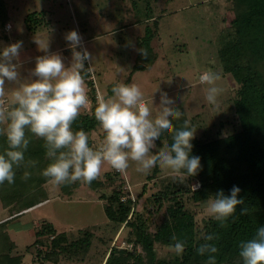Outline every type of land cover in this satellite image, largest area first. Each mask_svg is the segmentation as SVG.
<instances>
[{
  "label": "rangeland",
  "instance_id": "1",
  "mask_svg": "<svg viewBox=\"0 0 264 264\" xmlns=\"http://www.w3.org/2000/svg\"><path fill=\"white\" fill-rule=\"evenodd\" d=\"M7 1L6 17L13 24V28L7 31L5 26H0V54L5 47L22 42L19 58L13 61L19 65L20 83L37 79L31 75L37 57L29 58L30 56L26 55L25 59H22L20 56V52L27 51L26 47L29 45L32 47L35 44L38 56L60 54L65 66L70 67L72 49L65 37L75 30L81 40H85L84 47L92 56V62L89 64L95 70L96 84L101 94L112 95L111 87L119 82L136 83L155 115L160 105L161 92H166L174 99L175 107L182 113L186 111L189 118L195 117L196 131L201 136L209 137L208 128L214 122L225 119L228 123V120H232L235 114L232 97L237 84L225 72L220 56L224 32L234 18L230 0ZM115 7L120 12L119 15H114ZM129 8H139L142 12L138 9L141 14L136 16L128 10ZM43 9L49 10V24L40 26L35 31L30 30L26 22L27 15ZM146 12L157 17L159 22L158 37L152 43L157 55L153 62H149L150 55L146 58L139 55V40L146 29L143 30L139 25H130L138 18L146 17V14L143 15ZM152 22L154 23V20ZM120 27L122 29H111ZM44 47L46 51L42 49ZM81 47L76 50L82 51ZM138 63L146 67L136 69ZM209 69L221 76L215 85L222 89L218 97L219 109L206 102L208 85L199 82V76ZM85 81L87 84L88 80ZM16 87V82L5 81L6 103H10L11 91ZM87 88L89 89L88 85ZM89 101L88 107L81 110H90V96ZM226 127L229 129V124H226ZM102 133L101 127L91 131L93 144L103 141ZM153 152H156L155 149ZM136 167L135 162L130 161L129 168L125 171L127 184L130 183L135 196L136 193L143 192L144 195L138 198L137 209L146 217L150 209L154 211L150 220L151 230H154L156 224L165 217L169 203L165 199L163 207L158 209L147 197L153 198L157 190L164 187L166 177L172 174L160 168L158 174L153 177L155 167L147 173L137 172ZM112 170L109 164L102 165L98 178H102L105 184L101 189L92 188L88 183L81 181L80 186L75 188L71 195L67 194L62 185L47 182L48 199L12 218L9 231L17 243L16 249L25 252V264H104L113 246H119L128 239L130 228L112 221L106 212L107 198L103 194H111L120 183V179L111 182L105 176L106 172ZM205 202L195 205L189 202V206L198 214L201 224L210 217L205 210ZM12 212L13 208L6 207L0 198V221L12 217ZM43 220L53 222L58 231L67 232L70 239L79 238L86 230L93 232L94 237L88 252L75 256L73 260L63 257L60 263L43 260L38 250L46 249V245L41 247L42 245L33 244L37 239L36 230ZM29 245L32 246L28 248ZM156 248L161 257L173 253L169 245L157 243Z\"/></svg>",
  "mask_w": 264,
  "mask_h": 264
},
{
  "label": "trees",
  "instance_id": "2",
  "mask_svg": "<svg viewBox=\"0 0 264 264\" xmlns=\"http://www.w3.org/2000/svg\"><path fill=\"white\" fill-rule=\"evenodd\" d=\"M230 3L234 18L224 32L220 56L225 72L237 84L232 97L235 114L228 123L225 119L214 122L208 128L209 137L195 132L190 155L201 158V169L197 175L185 177L183 182L173 175L166 177L164 187L157 190L153 198L147 197L158 209L163 207L165 199L169 203L165 217L156 224L154 230L150 227L154 211L150 209L146 217L137 209L138 198L144 195L143 192L136 193L135 199L122 200V195L127 192L126 175L115 169L105 173L111 182L120 179L111 194H103L107 198V215L112 221L130 228L127 241L134 246H113L104 264H206L207 256H200L196 249L205 242L202 237L208 234L218 237L209 242L218 248L215 254L217 264H243L239 256L240 242L252 238L257 229L264 227V0H230ZM7 10L8 1L0 0V26H6L9 22ZM47 14L45 9L30 12L26 17L28 28L35 31L40 26H47L50 21ZM158 27L156 17L154 23L151 21L147 24L145 34L139 40V55L143 56L142 50H146L147 57L150 55L151 58L149 62L157 57L152 43L157 40ZM138 64L136 69L146 67ZM84 68L87 72L86 63ZM88 76L85 79L88 80L92 106L88 111L81 110L73 124V130H85L91 146L93 141L90 133L100 126L94 118L97 91ZM182 116L180 120L173 121L175 128H180L188 118L197 130L195 117L189 118L186 111ZM226 124H229V129ZM27 138L30 143L25 152V162L14 168V183L8 184L5 181L0 185L1 200L6 207L13 208L12 217L0 221V264H25V252L16 249L17 243L10 234L9 222L48 199L46 183L49 180L42 172L50 160L46 157L44 141L30 132L27 133ZM172 142L170 133L162 134L156 141L155 151ZM6 148V137L0 135V153ZM32 161L35 162L34 165ZM154 169L153 177L158 174L160 167L156 166ZM25 172L30 173L27 179L24 178ZM196 181H200L201 186L194 191L192 185ZM80 184L81 181H77L62 187L71 195ZM104 184L105 181L98 178L89 186L101 189ZM234 185L241 189L238 198L245 201L244 205L237 206L235 216L230 217L223 226L211 216L201 224L189 202L195 205L206 201L220 190L225 195H230ZM244 207L249 208L248 215H240V210ZM173 234L178 240L186 242L184 253L176 255L173 252L170 256H159L156 244H174L171 239ZM36 236L33 244L42 245L41 247L46 245V249L38 250L39 256L53 263H60L63 257L73 260L75 256L86 254L94 237L93 232L86 230L79 238L70 239L67 232L58 231L54 223L48 220L42 221L36 230ZM30 246L32 245L28 248Z\"/></svg>",
  "mask_w": 264,
  "mask_h": 264
},
{
  "label": "clouds",
  "instance_id": "3",
  "mask_svg": "<svg viewBox=\"0 0 264 264\" xmlns=\"http://www.w3.org/2000/svg\"><path fill=\"white\" fill-rule=\"evenodd\" d=\"M65 38L72 49L70 67L65 66L60 54L38 56L31 73L37 79L23 83L19 82V65L13 63L19 58L22 42L5 47L0 54V135L5 136L7 142V148L0 153V185L5 181L14 183V168L25 162L30 143L28 132L43 139L50 163L42 175L55 185H70L77 181L91 184L98 179L104 163L123 174L130 161L137 165V172L147 173L159 166L180 182L185 177L197 175L201 158L190 155L196 128L187 119L180 128L174 127L173 121L180 120L183 113L166 92H161L158 111L153 115L136 83L119 82L112 87V95L105 96L98 91L95 97L94 118L104 133L102 143L90 146L85 130H73L81 109L87 108L90 102L85 76L92 68L86 72L84 62L91 63L92 56L86 48L76 50L82 46L77 31L69 32ZM42 49L46 51V47ZM142 55L146 58L147 51L142 50ZM220 79V74L211 69L199 76V82L208 85L206 102L216 109L220 107L218 97L222 89L215 85ZM6 80L18 84L11 91L10 103L4 99ZM164 133H170L173 142L153 152L155 142ZM31 163L35 164L34 161ZM29 176L30 173L25 172L24 178ZM199 186L194 185V191ZM240 192L235 185L230 195L220 190L206 200L207 214L223 226L235 216L237 206L244 205L245 201L238 198ZM248 214L249 208H241L240 215ZM217 238L215 234L203 236L205 242L196 249L200 256H207L206 264H217L218 248L209 243ZM171 239L175 243L169 246L170 251L182 255L186 242L178 240L175 234ZM239 256L243 264H264V227L257 229L252 238L240 242Z\"/></svg>",
  "mask_w": 264,
  "mask_h": 264
},
{
  "label": "crops",
  "instance_id": "4",
  "mask_svg": "<svg viewBox=\"0 0 264 264\" xmlns=\"http://www.w3.org/2000/svg\"><path fill=\"white\" fill-rule=\"evenodd\" d=\"M153 3H154V1H153ZM151 7H152V5H150ZM80 8H81V6H80ZM116 8V10H115V14L114 15H119V11L117 10V7H115ZM81 9H83V8H81ZM139 9V8H138ZM137 8L135 9V10H131L130 8L128 9V10H130V11H132V12H134L135 14H136V16H137V14L138 15H140L141 13L139 12V10H138ZM47 10V9H46ZM120 10V9H119ZM48 11V15H49V10H47ZM141 12H142V10H140ZM143 14V13H142ZM146 14V17L144 16V17H142V18H138V20H135L134 21V23L133 24H130V25H135V26H140L143 30H145V28H146V26H147V24L149 23V22H151V21H153L156 17L153 15V14H151L150 12H146V13H144L143 15H145ZM88 16H89V14H88ZM51 20V19H50ZM8 23H10V24H12L10 21L8 22ZM7 25V24H6ZM127 26H129V25H127ZM5 28H6V26H5ZM12 28H13V24H12ZM11 28V29H12ZM11 29H7L6 28V30L7 31H10ZM112 29V31H115V30H117V29H122L121 27L120 28H111ZM141 29V30H142ZM82 41H84L85 42V40H81V45H82V47H83V44H82ZM35 47V44H33L32 45V47H30V45L29 46H27L26 48H27V51L25 52V51H21L20 52V56L22 57V59H25V57H26V55H27V57L28 56H30L29 58H36V57H38V55L36 54V49L34 48ZM82 47H81V50H82ZM68 49V48H67ZM70 55H71V53H70ZM69 58H71V56H69ZM27 59V58H26ZM86 85H88V84H86ZM87 92H88V94H89V89L87 88ZM106 261V260H105Z\"/></svg>",
  "mask_w": 264,
  "mask_h": 264
},
{
  "label": "built area",
  "instance_id": "5",
  "mask_svg": "<svg viewBox=\"0 0 264 264\" xmlns=\"http://www.w3.org/2000/svg\"><path fill=\"white\" fill-rule=\"evenodd\" d=\"M6 28L9 30V29H11L12 28V24H10V23H7V25H6ZM82 44H83V47H82V50L85 48L84 47V41H82ZM86 63H87V69L88 68H90L91 66H90V64H89V62L88 61H85ZM92 68V67H91ZM89 76H88V79L90 80V81H92L93 82V84L95 85V87H96V91L98 92L99 91V89H98V84H96L97 83V77H96V74H95V70L92 68V71H91V73H89L88 74ZM100 92V91H99ZM100 143H102V142H100ZM99 143V144H100ZM95 144V143H94ZM99 144H96V145H99ZM123 174H125V172L123 173ZM194 185H200L201 186V182L200 181H196V182H194L193 183V185H192V187L194 186ZM199 186V187H200ZM198 187V188H199ZM126 190H127V192L125 193V194H123L122 195V200H127V199H129V198H133V199H135V195H134V193H133V190H132V187L130 186V183H128L127 185H126ZM119 246H121V247H127V248H133V246H134V244L131 242H128L127 240L125 241H123Z\"/></svg>",
  "mask_w": 264,
  "mask_h": 264
}]
</instances>
